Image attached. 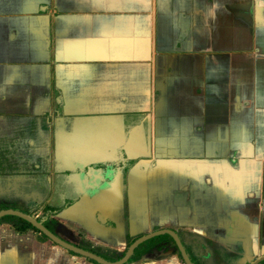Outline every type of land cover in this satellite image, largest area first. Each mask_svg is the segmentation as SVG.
<instances>
[{"label":"crops","instance_id":"0c3cea01","mask_svg":"<svg viewBox=\"0 0 264 264\" xmlns=\"http://www.w3.org/2000/svg\"><path fill=\"white\" fill-rule=\"evenodd\" d=\"M30 202L109 262L169 229L194 264H264V0H0V211ZM164 233L123 264H186ZM43 234L0 216V264H104Z\"/></svg>","mask_w":264,"mask_h":264},{"label":"rangeland","instance_id":"374dc122","mask_svg":"<svg viewBox=\"0 0 264 264\" xmlns=\"http://www.w3.org/2000/svg\"><path fill=\"white\" fill-rule=\"evenodd\" d=\"M72 122H73V119H71V120H69V127L68 128H72L73 126H72ZM57 128H59V126L57 127ZM42 144V145H41ZM41 144H40V147H41V151H47V150H50L53 146H52V144H51V142H48L47 143V145H45V143L44 142H41ZM83 144H87V146H88V143H83ZM35 145L37 146V143H35ZM65 145H66V143H64V142H62V140H61V148H65ZM59 146H60V143H59ZM20 148H19V151H17L16 153L14 152L13 153V155H17V157H19L18 159H15L14 160V163L12 164L13 165V170H15L14 172V175H20V174H22V172L23 171H25V170H27V169H29V170H34L33 168V166L31 165V164H34L35 163V161H39L40 159H42L43 158V156H42V154L40 155V156H38V155H36V157H35V159H34V154H33V152L34 151H36L37 149H34L35 147H32L31 145H29V144H23L22 146L20 145L19 146ZM17 148V147H16ZM46 149V150H45ZM81 150V149H80ZM31 152V153H30ZM42 152V153H43ZM47 170H49V164H48V166H47ZM29 183V182H28ZM3 186H4V188L5 189H8L7 190V193L5 194V196L7 197V199H5V200H8L10 203H15V199L16 198H21V199H23V200H25V197H27L28 196V194H30V195H32L31 197H33L34 196V198L35 199H37L38 200V198L39 199H42V196H41V194H42V192L41 191H35L34 192V190H32L33 189V187H29V190L27 189V187H26V184H25V182H21V183H18V182H12V183H5V184H3ZM33 193H34V195H33ZM61 195V194H60ZM40 196V197H39ZM68 198H69V195L67 196ZM58 198V197H57ZM59 198H62V197H59ZM34 199H31V201H33ZM4 201V200H3ZM66 202V201H65ZM64 202V203H65ZM27 204H29V205H31V206H34V208H33V210H32V214H34L35 216H38V212H39V207H37V205L36 204H32L31 202L30 203H27ZM58 208H62V207H55V208H49V206H45L44 208H43V210L44 211H46V212H44V217H51L50 216V214H52V212H53V210L56 212L57 211V209ZM32 209V208H31ZM40 213V212H39ZM41 214V213H40ZM30 215V214H29ZM34 215H31V216H33V217H35ZM42 216V214L39 216V217H41ZM36 218H38V217H36ZM11 221V223L14 225H19V226H23V225H25V222H23V221H21L18 217H14L13 219H11L10 220ZM52 220H50V222L49 223H51V224H49L51 227H53L54 225H53V223L51 222ZM64 237H66L67 239H70L72 242L73 241H75V234H74V231L72 230V229H68V228H61L60 229V231H59ZM77 235V234H76ZM47 238V237H46ZM64 240V239H63ZM79 240V239H78ZM66 241V240H65ZM68 242V241H67ZM159 248L160 247H162L163 246V248H164V246H165V243H164V240H161L159 243H158V245H157ZM121 258V257H120ZM119 258V259H120ZM183 259V258H182ZM183 261H184V259H183ZM185 263V262H184Z\"/></svg>","mask_w":264,"mask_h":264},{"label":"water","instance_id":"95a60500","mask_svg":"<svg viewBox=\"0 0 264 264\" xmlns=\"http://www.w3.org/2000/svg\"><path fill=\"white\" fill-rule=\"evenodd\" d=\"M4 214H13V215H16L18 217H21L25 220H27L28 222H30L33 226H35L37 229H39L42 233H44L46 236H48L50 239H52L54 242H56L57 244L67 248V249H70L72 251H75V252H78V253H81L85 256H88L90 258H93L101 263H104V264H123L128 258L129 256L131 255V253L133 252V249L141 242L143 241L144 239L150 237L151 235H155L157 233H163V232H167L169 233L172 238L174 239L184 261L186 264H194L191 259L189 258V256L187 255L181 241L179 240V237L178 235L172 231V230H169V229H163V230H159V231H155L151 234H148V235H145L143 237H140L138 239H136L130 246L129 248L127 249V251L125 252V254L118 260L116 261H107L105 260L104 258H102L101 256L95 254L94 252H91V251H88V250H85L81 247H78L76 245H73L65 240H63L62 238L58 237L56 234H54L52 231H50L46 226H44L38 219L32 217L31 215H28L22 211H19V210H15V209H5V210H2L0 211V216L4 215ZM264 257V256H263ZM262 257V258H263ZM261 259L258 258V259H255L253 261H251L249 264H256L257 261H259Z\"/></svg>","mask_w":264,"mask_h":264},{"label":"trees","instance_id":"16d2710c","mask_svg":"<svg viewBox=\"0 0 264 264\" xmlns=\"http://www.w3.org/2000/svg\"><path fill=\"white\" fill-rule=\"evenodd\" d=\"M14 217H18L16 215H13V214H4L1 216L2 219H7V220H11L13 219ZM21 221L25 222V224H28L31 228L39 231V229H37L35 226H33L31 223H29L28 221H26L25 219L23 218H20L18 217ZM41 223H44V218L43 216H41L39 219H38ZM50 229V228H49ZM52 231V230H51ZM44 235V234H43ZM157 235V236H156ZM156 235H153V236H150L146 239H144L143 241H141L134 249H133V252L131 253V255L129 256L128 260L132 259L133 257H135V255L138 253V250L146 243V242H149L151 241L152 239H155L157 237H160V236H168L170 237L168 234L166 233H157ZM45 236V235H44ZM171 238V237H170Z\"/></svg>","mask_w":264,"mask_h":264}]
</instances>
